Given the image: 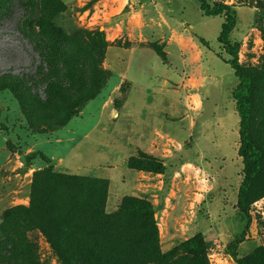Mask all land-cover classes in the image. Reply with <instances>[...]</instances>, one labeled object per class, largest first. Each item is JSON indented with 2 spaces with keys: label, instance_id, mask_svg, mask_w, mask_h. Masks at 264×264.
Segmentation results:
<instances>
[{
  "label": "rangeland",
  "instance_id": "rangeland-1",
  "mask_svg": "<svg viewBox=\"0 0 264 264\" xmlns=\"http://www.w3.org/2000/svg\"><path fill=\"white\" fill-rule=\"evenodd\" d=\"M205 1L210 6L226 5L233 14L228 38L238 44L237 61L251 77L249 126L261 157L246 196L247 215L237 207L238 188L246 173L237 154L240 123L231 96L238 79L217 40L223 12L204 15L198 0H0V254L5 251L0 258L4 264H65L47 236V230L54 235L65 231L66 213L53 178L57 173L106 179L105 212L117 210L124 196L150 204L156 228L152 235L146 232L151 230L149 224L140 225L138 217L128 216L115 227L121 244L110 252L109 264H236L227 244L242 231L243 241L235 250L238 257L264 248V0ZM40 13L56 42H70L71 47L81 42L79 55L61 56L68 62L74 57L68 69L45 61L34 20ZM176 41L182 55L185 51L196 57L201 51L202 65L214 76L201 89L202 108L195 107L187 118L181 102L140 104V72H147L155 85L172 82L179 88L178 79L168 71L173 69L170 59L177 62L174 53L168 55ZM224 111L238 137L225 150L227 158L222 162L217 156L222 147L194 140L202 125L217 134L215 121ZM140 113L157 129L179 139L184 136V144L171 143L172 149L191 145L186 128L193 119L192 144L205 153L210 170L187 164L175 172L169 160L166 167L162 147H169L162 143L153 151L140 149ZM145 133L150 137L148 129ZM131 156L155 158L167 171L161 175L140 169V163L128 164ZM181 157L186 158L184 153ZM126 168L132 175L124 173ZM140 170L155 183L151 188L137 186ZM122 176L130 181V189L124 188ZM69 205L78 206V200ZM89 213L81 210L71 217L67 232L76 248L104 246L91 235L94 224L87 220ZM197 233L204 239L198 254L181 245ZM127 235L130 238H124ZM154 247L158 258L151 255Z\"/></svg>",
  "mask_w": 264,
  "mask_h": 264
},
{
  "label": "trees",
  "instance_id": "trees-1",
  "mask_svg": "<svg viewBox=\"0 0 264 264\" xmlns=\"http://www.w3.org/2000/svg\"><path fill=\"white\" fill-rule=\"evenodd\" d=\"M198 1L200 3L199 8L203 11L204 15L213 16L219 15L222 12L224 13V21L221 24V29L217 36V40L219 43H221L222 49L225 51V53L229 55V58L226 60V62L231 66L234 71V75L238 79V83L232 89L231 96L233 99H235V109L239 116L240 123V138L237 154L242 158V163L244 164L246 173L238 188L237 207L245 215H247L245 208L246 196L252 185V177L257 172L259 167L261 157L258 148L252 142L250 134L248 95L251 88V77L240 68L237 61L238 44L231 43L228 38V35L235 23L233 14L228 11V6H210L205 0ZM34 20L38 25V32L42 38V55L44 59H46L45 61H47V64L49 63L51 67L56 66L63 69H68L71 66L70 61H73L74 57L70 56L68 62L61 56H64L65 53L69 52H74L75 55H77L78 50L83 47L80 44L81 42L77 40L76 47H71L70 42H65L63 40L56 42L49 32L50 25L44 18V15L40 13L34 18ZM199 40L203 45L207 46L208 42L204 38L200 37ZM49 57L51 58L50 61L48 59ZM83 58L84 57H80V61H82ZM78 65L79 64H74V67L77 68ZM31 117L32 116L28 113V118ZM139 163L140 169L149 168L150 170L159 173L165 170L162 161H159L155 158L141 159L131 156L128 159V164L137 165ZM53 178L55 182L59 184L57 195L59 196V201L62 203V213H66L65 216L63 215L65 231L61 234L54 235L51 234V231L47 230V236L51 248L65 264H109L110 252L115 250L117 251V245L121 244L120 237L116 233L115 227L116 225L123 223V221H125L128 216L138 217L140 225L144 223L149 224L151 230L146 232L151 235L152 230L154 232V229H156L153 220V210L150 204L143 199L132 200L129 198V196H124L122 203L117 210L113 212H105L104 202L108 188V182L106 179L79 177L62 173L55 174ZM73 199L78 200V206L72 208L69 205V202ZM81 210H87L90 212L88 214L90 217H87V220H90V223L94 224V227L91 229V235L99 238L104 246H100L99 243H97V245L93 248L82 249L76 248V246L73 244V241L67 230L70 223L73 222L71 217L74 215L76 216L77 212ZM138 232L141 234L146 233L145 231L142 232L141 230H138ZM243 237L244 231H242L239 236L233 237V239L227 244L228 250L232 254L236 264H264V248L262 247H257L243 256L238 257L236 255L235 250L238 247V244L243 241ZM124 238H130V236L127 235ZM203 240L202 234L197 233L190 239L183 241L181 245L186 249H192L198 254L203 248ZM102 247L104 248L101 250L100 248ZM3 253H5V251ZM3 253L0 255H3ZM151 255H153L155 258L160 256V253L157 251L156 247L152 249ZM2 261L3 258H0V264H4Z\"/></svg>",
  "mask_w": 264,
  "mask_h": 264
},
{
  "label": "crops",
  "instance_id": "crops-1",
  "mask_svg": "<svg viewBox=\"0 0 264 264\" xmlns=\"http://www.w3.org/2000/svg\"><path fill=\"white\" fill-rule=\"evenodd\" d=\"M179 43L180 42L176 41L174 43L175 48L168 52L169 58H171V53H174L177 57V62H173L170 59L175 71H173V69H168V71L171 73V75H175L178 79V82L180 83L178 86L179 88L173 87L172 82H169L170 85H155L153 79L147 72H140V104L144 106L147 101L150 102V106L156 107L160 101L181 102L180 106L184 108L183 110L186 114L184 117L187 118L190 117L189 112L192 110L194 111L195 107H198L197 110L202 108L203 99L201 89L205 85H209L210 82L208 83L207 79H213L214 76H211V74H209L204 68V65H202L203 56L201 51H197L196 57L195 55L192 56L185 51H183L184 54L182 55V53H180L182 50L179 46ZM168 71L165 68V72ZM192 77L196 78L194 79L195 82H192ZM162 81H164V79H162ZM148 85L149 87H147ZM208 90L209 88H206V91ZM225 111L221 117L215 121V125L218 127L217 134L214 131L210 133L208 128H204V125H202L200 128V133L196 136V139L193 133V129L196 124L193 119H190L189 129L186 128V131L188 130V137L191 140V145H187L186 147L181 146L179 149H172L171 143H177L180 145L184 136L179 139L171 135L168 131H161L157 129L155 123L152 124L154 121L145 120L144 116L140 113V149L153 151V149H158L159 144L162 143L163 145H167L169 147V149L165 148V146L162 147V161L165 163L166 167L168 165L167 161L169 160V162H172L169 164L170 168H172L175 172L179 171L180 169H184L187 164L192 165L198 170L206 172L207 170H210V167L208 166L209 162L207 161L206 155L202 149L194 147L192 144V138L195 139L194 141H196V143L203 141L212 145L214 144L217 147H222L223 151H219L217 156L218 159H221L222 162H225L227 158L225 150H228L232 143L235 144V140L238 137L237 127L232 128V123L226 116ZM234 119L236 122L237 118L235 117ZM147 129L149 131L150 137H148L145 133ZM165 150L168 151L164 152ZM234 152H236V149H234ZM181 153H184L186 158L181 157ZM165 171H167V168ZM124 173H130V175H132V172H130V169L128 168L124 170ZM159 174L162 175V173ZM141 175H145L146 179H144ZM148 177V172L147 174H144V172L140 170V182H137V186L140 187V190H146L151 188V184H155L150 179H148ZM109 181L110 185L111 183H114L113 180ZM122 184H124V188H126V190L130 189V181H123V176Z\"/></svg>",
  "mask_w": 264,
  "mask_h": 264
}]
</instances>
